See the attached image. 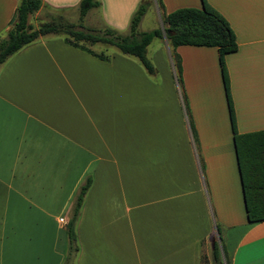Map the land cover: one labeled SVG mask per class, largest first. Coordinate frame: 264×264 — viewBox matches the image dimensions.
Segmentation results:
<instances>
[{"label":"crops","instance_id":"0c3cea01","mask_svg":"<svg viewBox=\"0 0 264 264\" xmlns=\"http://www.w3.org/2000/svg\"><path fill=\"white\" fill-rule=\"evenodd\" d=\"M77 1L41 0L28 20L73 17L125 33L141 0H98L81 20ZM148 1L157 16L200 5ZM16 2L0 0V33ZM207 2L235 35L224 63L236 130L264 128V0ZM176 50L196 140L178 95H148L160 84L134 55L106 62L47 33L0 63V264L63 263L65 223L86 176L71 264H201L215 223L229 264H264V219L246 216L217 50Z\"/></svg>","mask_w":264,"mask_h":264},{"label":"trees","instance_id":"16d2710c","mask_svg":"<svg viewBox=\"0 0 264 264\" xmlns=\"http://www.w3.org/2000/svg\"><path fill=\"white\" fill-rule=\"evenodd\" d=\"M148 3V0L139 1L130 14L127 32L119 33L110 27L99 31L76 28L75 23L61 16L39 22L36 26H33L28 18L39 8L41 0H17L8 27L0 33V63L22 45L34 40L39 35L47 33L62 34L65 42L103 59L107 56L94 51L88 45L83 44L82 41L89 44L97 41L113 44L121 52L136 56L148 72H152L153 67L146 56V45L153 36H161L162 31L168 44L173 48L179 44L214 46L218 55L246 216L249 221L264 219V128L238 132L235 127V116L229 92V79L224 63V55L236 48L235 35L231 26L227 19L207 0H200L199 7L181 6L167 12L161 9V0H156L158 8L161 9L162 30L159 27L138 30V21L145 12ZM98 5V0H78V19L81 20L89 8ZM172 60L178 73L176 79L180 86L182 77L179 54L174 52ZM182 99L189 126L194 134L193 123L190 114H188L184 93ZM90 181V177L86 176L74 194L69 218L65 223L67 250L62 264H71L72 256L78 249L74 225ZM214 226L215 233H212L210 254L212 264H229L221 241L219 226L217 223Z\"/></svg>","mask_w":264,"mask_h":264},{"label":"rangeland","instance_id":"374dc122","mask_svg":"<svg viewBox=\"0 0 264 264\" xmlns=\"http://www.w3.org/2000/svg\"><path fill=\"white\" fill-rule=\"evenodd\" d=\"M199 6L200 5H198L197 7ZM99 11L100 10L91 9L89 13H93L98 16V14L100 15ZM72 18L73 17H67L68 20H71ZM36 20L37 19L32 20L33 23H35ZM72 20L74 21V18ZM86 22L88 23L89 21H86ZM128 22H129V18H128ZM79 25L78 23L75 22L76 28ZM156 26L161 28L162 30V23H161L160 15L159 16L155 15L154 11L152 10V7L147 6L146 11L142 15V18L139 19L138 21L137 29L138 30H148ZM79 27L81 28V25ZM82 43L86 45H90L96 50H98L99 52H101L102 54L106 55L107 58L104 59V61L106 62L109 61L112 54H115V55L119 54V55H125V56L127 55V56H130L132 59H135L134 56L121 52L113 44L111 45V44H107L104 42H96L91 45L85 41H82ZM174 52L178 53L176 50V46L173 48L170 44H168L165 38L164 32L162 31L161 36H153L146 46V56L150 60L151 65L153 67L152 72H148L146 68L140 62H139L140 63L139 65L141 66L145 74L149 77V79L152 81V83L160 84V87L158 89H155L152 85L149 84L148 91H147L148 95H178L181 101V111L183 113V116H185L187 120L188 117H187L184 102L182 99L183 93L186 99L188 114H191V113H190V108H189V104L187 101V96L183 89V81H181V85L179 86L178 81L176 79L178 76V73H177L176 67L174 66V62H173L174 59L172 60ZM166 72L169 73V79L167 77ZM170 82L171 84H173L172 86ZM117 95H122V93H118ZM189 132L191 135V139L192 138L197 139L196 132H194V134L191 131ZM202 253L203 254H202L201 264H211L210 258H209L210 257L209 246L207 243H206V246L203 248Z\"/></svg>","mask_w":264,"mask_h":264},{"label":"built area","instance_id":"2783aa9c","mask_svg":"<svg viewBox=\"0 0 264 264\" xmlns=\"http://www.w3.org/2000/svg\"><path fill=\"white\" fill-rule=\"evenodd\" d=\"M58 220H59V221H63V218H62V217H59Z\"/></svg>","mask_w":264,"mask_h":264}]
</instances>
